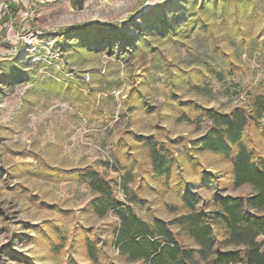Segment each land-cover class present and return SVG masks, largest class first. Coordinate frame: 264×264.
<instances>
[{"label": "rangeland", "instance_id": "1", "mask_svg": "<svg viewBox=\"0 0 264 264\" xmlns=\"http://www.w3.org/2000/svg\"><path fill=\"white\" fill-rule=\"evenodd\" d=\"M257 93L264 0L37 2L0 31V264H136L119 255L115 212L93 209L91 179L144 220L179 214L185 190L248 193L228 157L193 141L204 108ZM243 141L264 153L255 123Z\"/></svg>", "mask_w": 264, "mask_h": 264}, {"label": "trees", "instance_id": "2", "mask_svg": "<svg viewBox=\"0 0 264 264\" xmlns=\"http://www.w3.org/2000/svg\"><path fill=\"white\" fill-rule=\"evenodd\" d=\"M6 19L3 15V22ZM201 114L210 125L193 144L228 157L232 186L246 185L250 191L236 195L215 191L210 198L200 200L185 190L180 196L179 214L171 219L153 216L144 220L130 204L110 196L103 179H91L92 188L101 193L92 207L100 215L109 209L115 212L118 221L113 229L114 241L119 255L129 262L264 264V153L255 152L243 141L244 129L251 122L264 136V93L253 95L246 105L238 104L228 111L208 107ZM146 143L154 172L167 174L170 159L163 157L150 138ZM90 174L93 178L95 172ZM88 254L94 264H116L99 263Z\"/></svg>", "mask_w": 264, "mask_h": 264}, {"label": "crops", "instance_id": "3", "mask_svg": "<svg viewBox=\"0 0 264 264\" xmlns=\"http://www.w3.org/2000/svg\"><path fill=\"white\" fill-rule=\"evenodd\" d=\"M10 8L12 9L11 12H13L14 16L17 18H20V11H22L23 9L26 10H31L34 11L35 10V6L37 4V2H39V0H7ZM28 18H26L27 20ZM4 26V22H3V11L2 8L0 6V31L2 29V27Z\"/></svg>", "mask_w": 264, "mask_h": 264}, {"label": "built area", "instance_id": "4", "mask_svg": "<svg viewBox=\"0 0 264 264\" xmlns=\"http://www.w3.org/2000/svg\"><path fill=\"white\" fill-rule=\"evenodd\" d=\"M49 1H51V0H39V2H41V3H46ZM0 6L2 8L3 15L7 17V19L4 22V25L8 26L10 28L12 23H13V19L15 18V16L10 11L9 4H8L7 0H0ZM32 13H33V11H31V10L23 9L22 11H20V17L22 19H26V18H29L32 15Z\"/></svg>", "mask_w": 264, "mask_h": 264}]
</instances>
